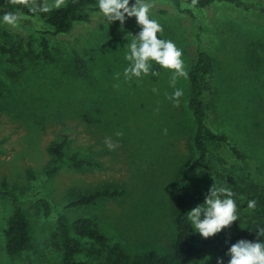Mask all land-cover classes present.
Returning <instances> with one entry per match:
<instances>
[{"label":"rangeland","instance_id":"rangeland-1","mask_svg":"<svg viewBox=\"0 0 264 264\" xmlns=\"http://www.w3.org/2000/svg\"><path fill=\"white\" fill-rule=\"evenodd\" d=\"M241 1L243 5L193 7L190 14L156 0L152 14L163 26V37L183 50L187 73L196 47L208 50L215 67L213 91L207 97L213 107L209 124L264 171V0ZM30 2L51 9L67 0ZM158 8L168 14L157 13ZM19 24L25 29L45 27L36 20ZM9 29L13 40L23 30ZM139 30L135 18L121 26L94 14L87 26L52 36V59L12 62L0 49V186L6 182L23 191L21 203L36 245L17 258L6 254L3 230L13 205L1 196L0 264H58L59 253L47 239L61 210L72 217L94 216L100 228L133 255L171 250L176 238L174 186L198 156L193 146L195 124L187 107L189 80L187 75L177 81L176 87L184 91L178 105L168 99L174 90L169 70H160L158 77L125 80V34ZM6 39L0 30V45ZM73 45L88 60L85 77L75 71ZM109 137L116 145L112 150L105 144ZM54 141L66 142V154L78 151L95 164L76 169L60 163L48 175L53 160L48 146ZM215 159L212 153L213 166ZM103 184H116L125 195L92 206L67 207L82 192ZM213 184L200 173L190 181L191 209L204 201ZM41 197L51 202L49 216L36 202ZM236 222L208 238L197 233L200 252L216 256L219 242L243 226V220Z\"/></svg>","mask_w":264,"mask_h":264},{"label":"trees","instance_id":"trees-1","mask_svg":"<svg viewBox=\"0 0 264 264\" xmlns=\"http://www.w3.org/2000/svg\"><path fill=\"white\" fill-rule=\"evenodd\" d=\"M156 1V0H152ZM173 4L177 10L192 13L191 8L205 9L214 4L243 5L241 0H162ZM43 6H33L30 0H0V17L5 12H19L21 21L36 20L45 27L32 25L25 29L19 24L15 39L10 35L9 25L0 23L1 33L6 39L0 45L3 53L15 60L52 59L51 38L69 33L77 25H88L93 21L97 11V0H67L62 6L43 11ZM157 13L167 15L168 10L158 8ZM19 22V23H20ZM74 66L77 75L85 77L89 71L88 60L76 46H72ZM214 63L208 50L197 46L193 63L188 73L189 93L187 107L195 124L193 146L198 154L196 160L178 177L174 186L171 209L176 225V238L171 250L161 253L153 250L131 254L119 241H113L105 233L94 216L72 217L63 210L57 212L56 225L47 242L59 253L58 264H217L223 258L227 264L226 251L239 239L255 240L257 225H264V171L254 158L234 144L230 138L216 132L209 124L213 107L209 95L213 89ZM66 142L54 141L48 146L52 162L47 166V174H54L60 163H68L76 169L93 166L95 163L82 157L77 151L66 154ZM216 156L215 166L211 165V154ZM219 186L230 187L236 194L239 205V221L243 226L237 227L216 246L217 255H203L197 244L198 235L189 225L186 216L191 209L190 181L198 174ZM33 176V175H32ZM125 190L116 184H103L91 191L82 192L67 207H84L97 204L102 199L121 198ZM12 201V210L6 219L3 230L4 249L10 258H17L25 252L36 249L29 216L21 203L23 191L9 187L6 182L0 186V197ZM256 201V207L249 209L247 202ZM36 202L49 216L53 209L49 199L37 198ZM234 221L231 225L236 224Z\"/></svg>","mask_w":264,"mask_h":264},{"label":"clouds","instance_id":"clouds-1","mask_svg":"<svg viewBox=\"0 0 264 264\" xmlns=\"http://www.w3.org/2000/svg\"><path fill=\"white\" fill-rule=\"evenodd\" d=\"M152 8V0H97V11L109 24L119 21L123 26L127 19L135 18L140 29L136 34H125V80L135 78L140 81L144 77H158L160 70H169V86L174 90L168 99L178 105L184 91L176 87V84L179 78H187L188 75L183 50L174 40L163 37V26L158 19L153 18ZM21 18L19 12H5L0 17V23L15 28L19 27ZM116 135L120 136L122 133L117 132ZM105 144L110 150L116 147L110 137L106 138ZM235 197L236 194L230 187L214 183L204 201L186 213V219L193 231L208 238L237 221L239 205ZM247 207L254 209L256 201L249 200ZM255 234V240L242 238L231 244L225 253L228 257L227 264H264V225H257ZM217 264H225L224 259L219 258Z\"/></svg>","mask_w":264,"mask_h":264}]
</instances>
